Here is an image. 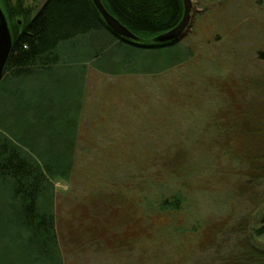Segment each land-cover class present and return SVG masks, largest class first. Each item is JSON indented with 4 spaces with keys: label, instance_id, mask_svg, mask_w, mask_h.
I'll list each match as a JSON object with an SVG mask.
<instances>
[{
    "label": "rangeland",
    "instance_id": "rangeland-1",
    "mask_svg": "<svg viewBox=\"0 0 264 264\" xmlns=\"http://www.w3.org/2000/svg\"><path fill=\"white\" fill-rule=\"evenodd\" d=\"M44 1L0 8L28 20ZM190 1L183 63L164 49L109 53L70 102L72 172L53 181L64 264H264L243 247L264 213V0ZM175 192L179 211L158 214ZM253 243L264 250V236Z\"/></svg>",
    "mask_w": 264,
    "mask_h": 264
},
{
    "label": "trees",
    "instance_id": "trees-1",
    "mask_svg": "<svg viewBox=\"0 0 264 264\" xmlns=\"http://www.w3.org/2000/svg\"><path fill=\"white\" fill-rule=\"evenodd\" d=\"M100 2L136 42L107 29L90 0H45L28 20L25 10L2 7L12 47L0 79V100L14 123L8 129L0 122V264H64L53 181H66L72 172L78 125L77 117L69 123L68 108L70 102L80 104L89 63L96 66L109 53L130 61L140 49H164L175 58L172 66L188 58L177 40H154L180 21L181 0ZM16 17L26 20L21 29L12 20ZM176 48L179 53L173 55ZM182 201L181 192H175L154 206L158 214L176 213ZM255 217L243 247L258 256L264 250L253 242L264 236V213Z\"/></svg>",
    "mask_w": 264,
    "mask_h": 264
},
{
    "label": "water",
    "instance_id": "water-1",
    "mask_svg": "<svg viewBox=\"0 0 264 264\" xmlns=\"http://www.w3.org/2000/svg\"><path fill=\"white\" fill-rule=\"evenodd\" d=\"M93 7L96 9L100 17L102 18L104 24L107 29H109L114 35L118 36V38H123L125 40H131L136 42L138 39L131 34L124 26H122L115 18L104 9L100 0H90ZM181 4L183 5V11L180 21L174 26L172 29L155 36L154 40L159 43H168L174 40H177L183 34L185 27L188 24L189 13L191 8L190 0H181ZM11 34L6 23L5 16L0 9V79L2 78V74L4 71V67L6 65V61L11 51L12 47Z\"/></svg>",
    "mask_w": 264,
    "mask_h": 264
},
{
    "label": "flooded vegetation",
    "instance_id": "flooded-vegetation-1",
    "mask_svg": "<svg viewBox=\"0 0 264 264\" xmlns=\"http://www.w3.org/2000/svg\"><path fill=\"white\" fill-rule=\"evenodd\" d=\"M1 9V11L3 12V10H2V8H0ZM182 9H183V5H182ZM183 11V10H182ZM4 14V13H3ZM5 16V15H4ZM9 31H10V34H11V30H10V28H9Z\"/></svg>",
    "mask_w": 264,
    "mask_h": 264
}]
</instances>
